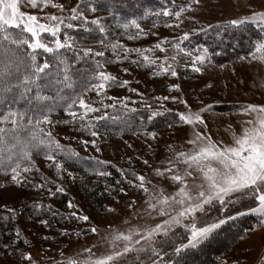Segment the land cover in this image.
<instances>
[{
    "label": "snow or ice",
    "instance_id": "1",
    "mask_svg": "<svg viewBox=\"0 0 264 264\" xmlns=\"http://www.w3.org/2000/svg\"><path fill=\"white\" fill-rule=\"evenodd\" d=\"M22 4L41 12L48 8L56 9L59 14H31L21 10ZM200 6L201 0H182L181 3L168 0L153 15L166 18L164 27L182 30L186 21H195V13ZM85 10L96 12L97 6L92 3L85 4L84 0H80L75 6L59 3L57 0H0V175L10 177V182L16 186L46 190L52 197L63 192V186L44 175L33 156L43 155L49 162L48 167L55 169L59 179L67 171L64 167L67 161L81 159L77 151L62 144L57 138L55 128L59 124L70 125L74 132L89 135L92 139L80 142L85 146L91 144L95 151L100 152L101 148L97 143L100 132L96 122L109 118L106 109H115L118 103L123 108H128L127 97L108 96L107 90L113 85L127 87L131 83L128 80L121 81L108 72L105 64L109 61L101 63L94 59L104 57V51L94 52L90 47L78 49L76 41L64 32L65 28L74 27L73 23L66 21L82 20L84 25H95L96 30L104 37L99 43L106 49L110 48L117 61L128 60L137 66L152 67L154 76L169 74L177 77L180 62L178 58H187L184 59L183 66L201 73L206 64H211L213 57L208 47L200 45L189 48L185 45L195 30H182V35L172 38H158L148 48L126 47L118 40L106 44L105 39L110 29L101 23L100 18L89 21ZM66 11L67 16L64 15ZM249 22L260 28V34L255 42H250L247 55L239 56L238 59L250 64L256 61L264 65V10L230 19L214 30L219 34L230 28H241ZM157 27L154 23L153 29ZM122 28L125 33L133 28L136 30L127 35L130 41L158 36L154 30L146 32L136 19L124 23ZM199 31L206 29L201 28ZM169 50L174 54L168 55ZM68 51L73 53L72 59L78 62L93 59L94 66L81 85L79 93L66 97L61 94L65 88L76 91V81L72 79L71 64L66 54ZM157 51L164 54L162 60L158 56L146 54H155ZM133 53L136 59H130ZM123 71L128 72V69ZM260 85L264 87V78L260 80ZM205 87L212 88L213 85L208 83ZM45 90L55 92V97L44 95ZM129 90L136 91L131 88ZM173 90L180 91V85H171L169 91ZM88 92H95L98 99L86 102ZM156 99L177 101L179 98L165 96ZM105 100L112 103H105ZM21 101L26 105L23 109L16 107ZM179 102L186 111L175 113L178 123L191 129V134L184 143L167 144L168 155L156 166L140 155L128 157L129 165H132L133 159L138 160L151 170L150 174L138 173L134 168L131 171L119 169L125 182L141 196V203L138 204L135 199L127 203V208L132 210V217L115 227L110 223L103 235L98 227L91 226L87 231L98 236L99 241L63 261H55V264H146L142 256L148 254L151 259L147 264H180L179 260H172L171 257L165 260L167 252L157 246L158 241L163 244L176 237L169 246L172 247L174 255L180 256L189 249H203L222 225L237 216H253L256 226L264 229V103L246 102L236 105L237 111L232 114L242 115L245 119L240 121L239 131L233 124L227 123L224 130L231 134V143H225L221 139H213L204 118V114L211 111L212 105H203L201 102L203 106L194 111L186 100L179 99ZM57 107L63 108L68 119H52L53 111ZM145 107L151 109V105L146 104ZM102 111V115H94ZM130 111L135 112L136 109ZM162 114L160 111H150L146 119L152 122ZM133 135H142L145 141L157 139V133L147 129L142 133L134 131ZM125 144L128 148L132 147L127 141ZM147 149L150 153H155L152 144H147ZM95 162L99 166L109 163L99 159ZM36 173L40 174L39 183L34 179ZM97 174L110 176L111 172L100 171ZM68 175L71 176L72 173L69 172ZM129 176L131 179H128ZM152 178L170 182L176 188L169 191L164 184L153 183ZM116 183L119 186L121 181ZM50 184L55 186V191L48 187ZM5 186L0 183V187ZM118 191L127 195L124 188L118 187ZM235 205H239L235 209V216L228 215L226 219L219 215L212 217V212L223 213ZM39 207L44 206L40 204ZM68 207L75 206L69 202ZM5 209L12 214L11 219L14 220L15 209L7 206ZM106 211L116 210L107 208ZM8 218L5 217V220ZM69 218L90 221L89 216L77 215L76 212L70 213ZM40 223L48 226L47 220H41ZM178 229H183L180 236L176 235ZM61 235L70 236V233L64 229ZM15 238H20L19 228L15 230ZM42 239L47 241L49 237ZM180 240L187 242L177 244ZM23 243L27 245L29 241L24 239ZM3 248H11L10 254L18 253L20 264H38L31 252H25L18 246L13 247L12 243L3 244ZM162 252L164 256H161ZM133 253L134 259L128 262L127 257ZM60 255L63 256L64 252L61 251ZM222 264H228V261L225 260ZM233 264H241V261L235 260Z\"/></svg>",
    "mask_w": 264,
    "mask_h": 264
},
{
    "label": "rangeland",
    "instance_id": "2",
    "mask_svg": "<svg viewBox=\"0 0 264 264\" xmlns=\"http://www.w3.org/2000/svg\"><path fill=\"white\" fill-rule=\"evenodd\" d=\"M57 2L75 6L80 3V0H57ZM21 10L37 15L45 13L59 14L56 9L48 8L41 12L38 9H30L23 4ZM261 10H264V0H250V3L249 0H201V6L195 13V21H186L182 25V30L198 31L213 23L240 18L250 15L252 11ZM64 15H68L67 11ZM149 30L156 31L158 36H147L130 41L131 47L148 48L158 38H172L173 36L182 35V30H173L164 26H158L156 29H153V27L145 28L146 32ZM95 48L96 50H105L102 45ZM146 54L158 56L161 60L164 55L159 51L155 54ZM172 54L174 53L169 50L168 55ZM178 59L180 62L177 67V77H171L169 74L154 76L152 74L153 70L139 69L128 61L107 66L106 70L119 80L131 82L127 87L112 86L107 90V95L117 98L127 97V105L132 107H145L147 104L151 105V108L170 109L178 112L186 111L184 105L179 102V99L186 100L194 111L203 105H212L211 111L204 114L212 137L214 140L221 139L225 143H231V134L224 130L227 123L233 124L234 128L239 131L240 121L245 119L242 115L232 114L237 111L236 105L246 102L264 103V87L260 85V80L264 78V65L256 61L250 64L248 61L242 62L236 59L222 64L223 67L214 63L206 64L201 73H196L192 71L191 67L185 68L183 66L184 59L187 58ZM125 68L128 69V72L123 71ZM184 68L185 70L188 68L191 70L190 74L186 73L187 79H184L182 76ZM208 83H211L213 87H205ZM173 84H179L180 91H169V87ZM130 88L136 91H130ZM165 96L178 97L179 99L177 101H173L172 99H156L157 97L163 98ZM85 99L86 102H92L96 101L98 97L95 92H89ZM201 102H203V105ZM105 103H112V101L105 100ZM222 103H232L233 106L228 111H220L214 107ZM117 105L120 104L118 103ZM102 114L103 111L94 115ZM52 119L54 121L63 120L61 118ZM55 133L58 139L72 145L79 152L87 156L99 157L120 166L126 165L134 168L141 174H150L151 170L138 160L133 159L132 165H129L127 163L128 157L140 155L143 159H148L154 166L159 165L160 161L168 155L166 145L183 144L186 137L190 136L191 129L189 126L172 125V127H166L158 131L157 139L154 141L150 139L145 141L142 135L117 137L107 132H102L100 133V138L97 140L101 148L100 152L95 151L91 144L88 146L83 145L80 142L81 140H90L92 138L89 135H81L74 132L70 125H57ZM65 137H69V139H65ZM125 141L131 144L132 147L128 148ZM147 144H152L153 149H155L154 154L149 152ZM35 162L44 175L48 176L51 180L57 181L58 184H62L64 192L70 195L69 202L75 207H68V213L76 212L77 215H87L90 218L89 222L72 218L66 224L52 227V229L49 225H42L40 223L42 219L40 218L18 220L17 227L20 229L21 234L25 235L27 240H29V246L27 245L25 252H31L33 258L38 261V264H55V261H63L66 257L74 256L77 251H82L84 247L96 244L99 241V237L89 233L87 231L88 228L95 225L101 230V235H103L104 230L110 223L115 227L132 217V210L127 208L129 201L135 199L138 204L142 202L140 194L129 186L126 188L127 195L123 194L112 204L110 203L109 208L115 209V212L106 211L101 213L94 211L90 207L89 198L81 196L78 193L74 174L69 176L67 172H64L62 173L63 178L59 179L56 176L55 169L48 167V161L36 158ZM35 176L40 177V174L36 173ZM152 179L153 183L164 184L165 187H168L169 191H174L176 188V185H171L170 182L162 181L160 178ZM35 182L39 183L40 181L35 179ZM0 183L6 185L5 187H0V208H5V206L13 208L15 209V214L29 203L37 200L51 202L55 206L58 204L56 200H52V196H49L46 190L16 186L10 182V177L2 175H0ZM48 187H51L55 191V186L50 184ZM38 202L40 203V201ZM64 229L68 230L70 236L61 235V231ZM254 229L248 232L247 237L222 255V262L227 260L228 264H233V261L240 260L241 264H260L264 260V229H260L257 226ZM77 233H79V236H77ZM45 236L49 237L47 241L42 239ZM61 251L64 252L63 256L60 255ZM133 257H135V253L129 255L127 261ZM0 264H20V257L19 255L5 253L0 257Z\"/></svg>",
    "mask_w": 264,
    "mask_h": 264
},
{
    "label": "trees",
    "instance_id": "3",
    "mask_svg": "<svg viewBox=\"0 0 264 264\" xmlns=\"http://www.w3.org/2000/svg\"><path fill=\"white\" fill-rule=\"evenodd\" d=\"M181 1L182 0H177V3H180ZM84 3H92L97 6L96 12L85 10V15L88 20L91 21L100 18L101 23L110 29V32L105 39L106 44L118 40L126 47L132 48L130 40L127 39V35L129 33H134L136 30L133 28L129 30V33H125L122 25L131 19H136L144 30L146 27H153L154 23L158 26H163L166 18H158L153 15V13L159 11L162 6L166 5L168 0H84ZM68 22L73 23L74 27L72 29L65 28L64 32L76 41V47L78 49L90 47L94 52L104 51V57H95L94 59L99 60L101 63L109 61V63L105 64V67L111 64L120 63V61L115 59V55L110 48L96 50L95 47L101 46L99 41L104 37H102V35L96 30L95 25L91 23L84 25L82 20L66 21V23ZM226 22L227 21L216 22L211 24V27L208 25L203 28L206 29V31H195L190 40L185 42V45L189 48H196L200 45L208 47L209 52L213 54L211 63L217 65H222L236 59L238 60L239 56L247 55L250 50V42H255L258 34H260V28H258L256 24L249 22L241 28H230L227 31H221L217 34V31L214 29L218 26H222ZM86 29H91V31H86ZM66 54L69 57V62L71 64L72 79L76 81L75 92H73L72 89L65 88L61 93L63 96L68 97L79 93L81 85L85 82L90 69L94 66V60L90 59L87 62H78L72 59L73 53L71 51H68ZM0 58H2V56H0ZM136 58L137 57L134 53L130 57V59ZM49 59L51 63V54H49ZM135 66L142 70H153L152 67ZM182 72H184L182 74L184 79H187L188 76H186V73L190 74L191 70L190 68L186 70L184 68ZM43 94L55 97V92L51 90H45ZM25 106V102L21 101L16 107L23 109ZM232 106V103H222L217 104L214 107L220 111H228ZM131 109H136V111H130ZM166 110L167 109H149L146 107L132 106H128V108L125 109L122 105H117L115 109H107L109 118L96 123L100 133L107 132L108 134L117 137L133 135L134 131L142 133L145 129L158 133V131L163 128L169 127V124H179L178 118L175 115L178 111L172 110L171 112H168ZM150 111H160L163 114L155 117L152 122H149L146 117ZM52 118H61L63 120L68 119L62 107L54 109ZM60 142L73 148L81 157L79 160L67 161L64 165L67 169V173L70 172L75 175L78 193L81 196H87L89 198V204L92 210L101 213L106 212L109 205L123 195L118 191V187L124 188L125 190L129 187V184L125 182L119 169L131 171L132 168L126 165L120 166L99 157L87 156L79 152L72 145L63 142L62 140H60ZM36 158L44 159L43 155H34L33 159L35 160ZM96 159L107 161L109 163L107 165L99 166L95 162ZM100 171L111 172V175L100 176L97 174ZM34 179L40 181V177L34 176ZM128 179H131V177L129 176ZM117 181H121L119 186H117ZM38 193L40 194L41 192L38 191ZM69 199L70 195L63 191L52 197V200L57 201V206L51 202H43V200L33 201L16 213L14 220L11 219L12 214L8 213L5 208H0V257L5 253H12L11 248L7 250L3 248V244L5 243H12L13 247L18 246L19 249L23 251H26L27 245L29 246V243L27 245L23 243L24 239L27 238L25 235L21 234V231L20 238H15V230L18 228V220L40 218L42 220H47L51 229L52 227H59L61 224H66L67 221H70L72 218H69L70 213H68ZM38 201H40V203ZM40 204H43L44 207H39ZM238 207L239 205L232 206L226 212L219 214L212 212V217L216 218L217 215H219L220 218L226 219L228 215L235 216V209ZM241 210L243 211L244 209ZM53 213H55V215H53ZM5 217L9 218L5 220ZM255 226V217L237 216L236 219L228 220L226 224L222 225L221 228L216 231L212 241L203 247V249H189L183 252L180 256L174 255L172 247L169 246L173 240H176V237L170 238L163 244H160L158 241L157 246L163 248L164 251L167 252V256H164V252L161 253V256H164L165 260L171 257L172 260H179L180 264H221L222 255L234 245L238 244L242 239L247 237L248 232ZM182 233L183 229H178L176 235L180 236ZM78 238L80 239V237ZM186 242V240H180L177 241V244ZM11 255L19 254L16 253ZM133 259L134 257L128 260V262H131ZM142 259L147 264V261L151 259V255H143ZM260 264H264V260H262Z\"/></svg>",
    "mask_w": 264,
    "mask_h": 264
}]
</instances>
